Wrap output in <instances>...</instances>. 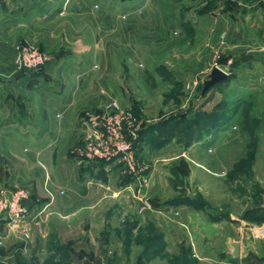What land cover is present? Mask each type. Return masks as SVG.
<instances>
[{
	"label": "rangeland",
	"instance_id": "obj_1",
	"mask_svg": "<svg viewBox=\"0 0 264 264\" xmlns=\"http://www.w3.org/2000/svg\"><path fill=\"white\" fill-rule=\"evenodd\" d=\"M30 1H53V18L27 32L28 39L7 34L0 74H34L35 83L49 75L60 79L61 58L89 56L83 74L93 76L81 82L82 89L96 97H77L80 133L63 152L77 172L96 170L104 181L112 176L111 183L102 182L106 191L99 196L114 198L101 210L87 208L82 198L62 207L64 192L49 180L38 181L43 197L32 185L11 184L9 175L20 164L11 156L18 151L0 144V199L23 190L30 206L18 223L0 213V264H264V85L246 102L233 100L244 86L236 74H264V59L246 65L243 57L251 54L240 53L235 42L241 32L264 55V0L21 3ZM24 47L43 56L39 68L19 65ZM215 66L234 78L203 94ZM229 104L235 108L232 118L220 124L214 112L224 116ZM192 122L206 131L187 146L179 134L187 138ZM177 123L175 133L171 127ZM52 155L56 166L59 154ZM178 204L207 221L227 223L217 232L234 235L245 254L227 256V236H199L197 250L185 234L168 240L150 214L167 217ZM248 205L253 210L241 218ZM244 227L246 234L238 236Z\"/></svg>",
	"mask_w": 264,
	"mask_h": 264
},
{
	"label": "crops",
	"instance_id": "obj_2",
	"mask_svg": "<svg viewBox=\"0 0 264 264\" xmlns=\"http://www.w3.org/2000/svg\"><path fill=\"white\" fill-rule=\"evenodd\" d=\"M52 4L53 1H48L39 6L30 1L29 5H23L21 0H0V38L2 39L0 45L4 47L7 44V34L10 32L18 33L14 40L18 36H25L28 39L27 32H30L32 28L41 23H49L53 18L51 17L52 11L56 8L55 6L49 11L48 8ZM39 17H43L42 21L38 20ZM243 35L241 32L236 33L235 37L238 41L235 39V42L240 44V49H242V51L239 50L240 53L251 54L244 55V63L248 65L251 59H254L253 63L260 64L264 55L260 56L255 45L246 43ZM232 47L236 49L237 44ZM1 60H3L1 67L5 72V58L1 57ZM60 61H65L62 68L65 74H61L62 78L57 79L49 75L47 81L40 79L38 83L36 82L37 84L33 82L38 79L37 76L34 77V74H28L29 77L21 74H0V144L6 151H18V155L11 156V162L20 163L18 168L10 173V183L32 185L36 188L37 194L43 197L45 196L44 190L37 186L38 181L40 184L42 180H49L53 187L64 192L59 194L62 195L59 198L62 207L73 204L76 198H82V200L87 199L84 200L88 205L87 208L101 210L106 207L108 198L111 196L114 198L112 193H109L110 197L99 196L100 192L105 190L104 186H101L102 182L111 183L112 176L109 181H104L102 177L97 176L96 170L87 168L83 172H77L75 165L70 168L72 158L63 152L80 133L78 118L80 105H78L77 97L82 94L88 97L95 96L93 92L92 95L86 94L88 91L82 89L83 83H81L93 76L83 74L90 64L89 56L74 53L71 57L61 58ZM262 74L259 70L254 74H236L237 79L244 82V86L234 93L237 96L234 95L233 100L241 98V101L246 102L245 98L249 93H252L251 98L255 97V91L262 89L264 85V74ZM100 97L99 95L98 98ZM60 113L62 116H59ZM57 153L59 163L57 161L56 167L50 164V154L54 156ZM256 176L258 177V174ZM54 203L51 204L52 208H54ZM168 212L170 214L167 217L158 212L150 214L153 215L154 223L162 229L163 236H166L168 240H172V236L185 234L189 236L193 250H197L199 236H227L226 249H224L226 255L233 254L234 242L239 243L240 256L245 254L240 242L231 237L234 235L217 232L221 225L227 224L224 221H207L198 211L181 204L174 206ZM53 215L50 216L49 226L50 223L53 225L52 218L57 216ZM79 224H83L82 220ZM245 228L243 231L238 229V236L246 234L244 233ZM178 238L177 241L180 240Z\"/></svg>",
	"mask_w": 264,
	"mask_h": 264
},
{
	"label": "built area",
	"instance_id": "obj_3",
	"mask_svg": "<svg viewBox=\"0 0 264 264\" xmlns=\"http://www.w3.org/2000/svg\"><path fill=\"white\" fill-rule=\"evenodd\" d=\"M18 62L19 65L25 64L29 68L36 69L43 62V56L31 47H24L19 51ZM114 104L118 107V104ZM99 152V150H95L93 153L98 154ZM27 198L28 193L26 191L17 190L11 192L8 197L0 199V213L4 212L5 218L15 223L22 221L30 212V206L26 203Z\"/></svg>",
	"mask_w": 264,
	"mask_h": 264
},
{
	"label": "trees",
	"instance_id": "obj_4",
	"mask_svg": "<svg viewBox=\"0 0 264 264\" xmlns=\"http://www.w3.org/2000/svg\"><path fill=\"white\" fill-rule=\"evenodd\" d=\"M232 77H233V74H230V76H229V78H228V80L227 81H225V82H228L229 80H231L232 79ZM223 83V82H222ZM216 86V85H215ZM214 86V87H215ZM212 89V88H211ZM208 92V91H207ZM234 107V105H232V104H229L228 105V107H227V111H228V113L227 114H225L224 116L222 115V114H219L217 111L216 112H214L215 114H216V116H218L220 119V124L221 123H228L229 121H230V119L232 118V115H233V113H234V111H235V108H233ZM216 118V117H215ZM206 123H208V121L207 120H205V122H204V125L206 126L207 124ZM179 123H177V124H175V125H173L172 127H171V129L172 130H174V132L176 133V131H178V127H179V125H178ZM161 125H163V124H161ZM204 131H206L204 128L202 129V131L200 130V128L199 127H196L195 126V123H193L192 122V124H191V126H189V128H188V134H187V138H183L182 137V133H180L179 134V139H185V142H186V145L187 146H190V145H192L193 144V142H195L196 140H200V137H201V135H202V132H204ZM180 141V140H179ZM182 141V140H181ZM182 203H185L184 202V200H180ZM253 210V209H252ZM252 210H250L246 215H245V217L244 218H246L247 217V215L252 211ZM261 221L260 222H264V217L263 218H261L260 219Z\"/></svg>",
	"mask_w": 264,
	"mask_h": 264
},
{
	"label": "water",
	"instance_id": "obj_5",
	"mask_svg": "<svg viewBox=\"0 0 264 264\" xmlns=\"http://www.w3.org/2000/svg\"><path fill=\"white\" fill-rule=\"evenodd\" d=\"M231 73L227 72L226 70H224L221 67L215 66L211 72V74H209L208 78L206 80H204V88L202 93L205 94L207 91H209L211 88H213L215 85L225 82L228 80L229 76ZM252 210V206L248 205L245 207L241 218H244L245 215ZM234 246V250H233V255L238 258L240 256V249H239V243L238 242H234L233 244Z\"/></svg>",
	"mask_w": 264,
	"mask_h": 264
},
{
	"label": "bare ground",
	"instance_id": "obj_6",
	"mask_svg": "<svg viewBox=\"0 0 264 264\" xmlns=\"http://www.w3.org/2000/svg\"><path fill=\"white\" fill-rule=\"evenodd\" d=\"M264 230V229H263Z\"/></svg>",
	"mask_w": 264,
	"mask_h": 264
}]
</instances>
